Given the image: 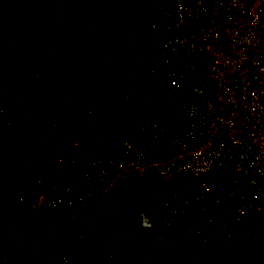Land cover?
<instances>
[{"label":"built area","instance_id":"2783aa9c","mask_svg":"<svg viewBox=\"0 0 264 264\" xmlns=\"http://www.w3.org/2000/svg\"><path fill=\"white\" fill-rule=\"evenodd\" d=\"M32 1L57 22V29L37 28L40 53L17 52L24 78L37 83L48 63L66 56L58 23L79 0ZM142 1L153 14L142 23L143 39L132 40L149 57L130 55L128 65L143 82L163 74L169 89L155 95L175 101L168 119L128 114L125 132L104 154L102 143L92 140L93 125L74 141L69 107L47 113L43 135H13L9 102L0 100V201L39 213L48 229L57 219L81 227L103 221L91 264H166L146 260L144 252L132 256L128 246L138 251L146 242L179 240L201 248L211 264H244L215 245L264 253V0ZM134 21L117 19V26ZM53 171L58 175L50 176ZM161 176L169 180L165 187L151 181ZM136 180V196L124 200L125 185ZM5 250L16 252L15 264H68L64 256L43 255L17 224L6 222L0 264Z\"/></svg>","mask_w":264,"mask_h":264},{"label":"rangeland","instance_id":"374dc122","mask_svg":"<svg viewBox=\"0 0 264 264\" xmlns=\"http://www.w3.org/2000/svg\"><path fill=\"white\" fill-rule=\"evenodd\" d=\"M35 3L37 2L32 0H0L1 52L4 56H8L13 64H15L14 58L16 54L9 49L8 45L12 43L10 41V36L13 34V30L19 25V23L24 24L25 21L28 20V22H31L36 28L41 25H43L44 28H47L54 24V27L57 29V22L54 23L53 19L41 12L36 14L34 11L35 9L32 8ZM149 12L148 6H146L142 0H89L81 5L78 4L69 14L63 15L58 23V28L65 36V41L61 46L65 42H68V39H72L73 44V39L81 40L84 43H92L94 41L101 43L104 39H108L107 36H109L111 37V41L115 40L117 37L113 34L121 31L117 26V19L126 20L132 17L137 19L141 18L143 19L142 21H144L149 16ZM7 16L12 18L8 20ZM64 16H66V19H64ZM30 38L34 42V36L32 33ZM126 39L127 38L125 37L121 38V40ZM12 45L15 47L14 43H12ZM63 68H61L57 77H52L51 79L43 78L45 82L42 80L39 83L40 92L36 93V96H31L33 93L27 94L31 96L30 100L32 101L30 105L32 106L29 111L30 113H24L22 111L12 113V126L17 123L21 127L26 126L27 128H30L31 132L29 133H36L34 121L39 115H45L52 110L66 108L68 106L71 107L72 104L75 113L78 112L79 106L77 103H82V100L87 95V93H85L87 91L84 90V87L82 86L84 74L78 69L70 71L66 66ZM162 75L163 74L159 76V86H164V88L168 90L169 87L166 83L167 81ZM175 98L176 102L181 100V93H178ZM90 99L91 101L89 99L88 101L85 100L86 105H84L82 113V118L84 120L87 119L88 112L92 113V104H96L99 107V111L105 117L111 119L122 114H142L145 117L147 116L151 118L157 116L151 104H132L130 107L122 109L121 107H118L124 100H120L114 96H99L98 98L96 96H91ZM20 100H22V97H20ZM37 102L38 105H36ZM174 105L175 101L172 102L171 107L166 111L164 117H168L169 110ZM85 131H87V129ZM76 140L77 138L74 137V141ZM151 181L163 187L169 184L167 176H161L158 179ZM130 197V195L125 194L124 200H129ZM2 205L3 202L0 201V220H3L4 218V216L1 215L3 210ZM10 205H12L13 208L17 206L14 202H11ZM27 216V214H23L17 218V227L27 240V243H30L33 247L42 252L43 255L57 257L64 255L68 264H88L87 259L92 261L96 250V246L93 244L96 243L94 239H98L100 234L96 227L91 228L88 225V228L91 229L87 230L84 226L81 227V224L78 225L58 220L53 228L48 229L43 226L41 220H36L37 226H35V221L30 220L34 218L32 214L29 218ZM3 223L5 222H2L1 224ZM77 228L80 229L78 230ZM76 230L81 234L79 240L74 238ZM180 247L184 249L158 251V255L154 260L157 262H165L163 256H167L169 262L179 261L183 263L184 261H188L189 254L186 252L188 250L187 246ZM185 248L187 249L185 250ZM7 251H10V258H7ZM254 254L264 260V253L255 251ZM207 257L209 258V256ZM6 258L7 260H5ZM9 260L11 261L8 262ZM16 261H19V259L15 251H4L2 264H15ZM193 261L200 264L198 257H194Z\"/></svg>","mask_w":264,"mask_h":264},{"label":"crops","instance_id":"0c3cea01","mask_svg":"<svg viewBox=\"0 0 264 264\" xmlns=\"http://www.w3.org/2000/svg\"><path fill=\"white\" fill-rule=\"evenodd\" d=\"M89 0H79L77 5H81ZM76 5V6H77ZM75 6V7H76ZM32 8H34L36 14H39L41 9V4L39 2L33 4ZM149 16L153 14L152 10L149 8ZM34 13V12H33ZM35 14V13H34ZM135 21L131 26H127L124 29H121L120 32H116L113 35H115L117 38L115 40L111 41V37L107 36L108 39H104V41H101L99 43L98 41H94L92 43H84L81 40H74L72 43V39H68V42H65L62 47H64L66 51V56L62 58H57L55 61L48 63V65L44 69V78L51 79L52 77H57L60 73L61 68L67 67L68 70H74L78 69L80 72L84 74V81L82 86L84 88L91 89V91H87V95L85 96L84 100L88 101V99L91 101V96H96L97 98L99 96L102 97H108V96H114L120 100H124L119 104L118 108L126 109L130 107L132 104H151L153 107L156 117H164L166 115V111L171 107L172 102L169 101L165 97H160L155 95V91L161 90L164 92H167L168 90L164 88V86H159V76L162 74L159 72L155 78H153L151 81L143 82V80L140 79V73L135 70V68L129 69L128 65V58L130 55H136L139 58H148L149 52L146 47H140L138 49H135V46L133 45L132 38H139L143 39L144 35L142 32V23L143 19L139 18H133ZM28 21V20H27ZM43 26V25H41ZM38 28V27H37ZM36 26L34 25L32 27V34L34 36V44L36 46V50L38 48H44L43 42L39 39L38 31ZM120 29V28H119ZM122 37L127 38L126 40H121ZM103 40V39H102ZM12 44V43H11ZM14 51L16 52L15 56V64L12 63L10 58L8 56H4L3 54H0V81L2 80L3 85L7 86V94H4L0 90V100H3L5 102H9V107L12 113H17L18 111H22L24 113H28L32 106L29 105L28 109L23 110H17L14 111L11 109L12 106H14L17 102L8 99L9 95L17 96L20 101V95L16 94V92L13 90L19 83L22 92L21 95L24 97L25 100L28 102L30 101L31 96H36L35 94L40 92V82L34 83L32 80H27L24 78V75L21 73V71L18 68V57L17 52L22 51L19 49H16L13 47ZM27 52V51H25ZM30 53V52H29ZM135 53V54H134ZM33 54V53H32ZM58 66V67H57ZM64 69V68H63ZM119 72L122 77L119 80H113L111 77L112 73ZM163 76V75H162ZM21 78V79H20ZM45 82V80L43 79ZM92 83V86L87 87L85 85V82ZM1 86V87H2ZM16 89V88H15ZM33 93V94H32ZM27 94H32L31 96ZM121 95V96H118ZM7 100V101H6ZM35 101V100H34ZM79 106L78 112L75 113L74 109L69 107L74 112V119L76 121V134L74 137L77 138L76 141H81L83 138H85V130L89 129L91 125L95 126V134L92 137V140L98 141L102 143V146L104 145V138L106 135V132L111 125V122L113 119L103 117L100 120H97L96 115L92 112H88L87 119L84 120L82 118L83 108L85 103H77ZM38 105V102L36 103ZM35 105V106H36ZM99 108V107H98ZM63 109V108H62ZM61 110V109H57ZM39 111V110H38ZM56 111V110H52ZM30 113V112H29ZM143 116L142 114H138ZM144 117V116H143ZM169 117V116H168ZM168 117H165L168 119ZM38 118V117H37ZM157 120H161L160 118H157ZM48 123V122H47ZM45 124L43 128V133L45 132V127L47 125ZM37 125V119L34 121V127ZM15 126H19V124L15 123ZM13 126L11 125V133H12ZM36 129V133L38 134V129ZM30 128H27V132H31ZM100 132V133H99ZM19 132H17L18 134ZM87 133V132H86ZM13 135L16 133H12ZM13 137V136H12ZM10 153H14V150L11 149ZM19 154V153H18ZM3 157L0 156V161H2ZM45 168L39 169L40 171L44 170ZM58 172L53 171L52 175L50 176H57ZM131 183H128L125 185L124 189V196L125 194L132 196L134 195L132 189H129V185ZM85 227V226H84ZM92 228V226H90ZM87 230H90L91 228L85 227ZM84 229V228H83ZM102 230H105L102 229ZM96 243V250L95 255L97 253V250L99 249L100 244V238L94 239ZM179 243H173L172 241H169V244L171 248L173 249H184L180 246H187L188 250L186 251L188 256V261L179 262L175 261L177 264H197L194 260V257H198L200 264H211V259L207 257V255L204 254V251L192 244H189L188 242H182L178 241ZM185 248V250L187 249ZM137 251V250H136ZM178 251V250H176ZM130 252V250H129ZM142 255L146 260H154V258L158 255L155 253H150L147 251H137V255ZM250 250H246V254L243 257V259L239 262H242L244 264H254L249 258L250 255H252ZM255 253V252H254ZM131 254V253H130ZM95 255L91 260L87 259L88 264H91L94 261ZM132 255V254H131ZM233 255V254H232ZM64 256V255H62ZM234 256V255H233ZM248 256V257H247ZM205 257V258H204ZM235 257V256H234ZM163 258L169 262V259L167 256H163ZM247 258V259H245ZM163 259V260H164ZM249 260V261H248ZM91 261V262H90ZM156 261V260H155ZM165 261V262H166ZM157 262V261H156ZM161 262V261H160ZM166 264H169L167 263ZM199 264V263H198Z\"/></svg>","mask_w":264,"mask_h":264},{"label":"trees","instance_id":"16d2710c","mask_svg":"<svg viewBox=\"0 0 264 264\" xmlns=\"http://www.w3.org/2000/svg\"><path fill=\"white\" fill-rule=\"evenodd\" d=\"M17 15V14H16ZM67 15V14H66ZM12 17L7 16V19L10 20ZM64 19H66V16H64ZM32 27L33 24L31 22L25 21V23H19V25L13 30V34H11L10 36V41L12 43H14V46L16 49L22 50V51H27L33 54H38L42 51V48H38L36 50V46L33 42V40L30 38V35L32 33ZM0 54H3L1 52V47H0ZM21 79V78H20ZM0 84L2 85L3 82L2 80L0 81ZM16 88V89H15ZM13 90L16 92V94H19L20 97H22L23 95H21L22 89L18 83V85L15 87ZM86 91H91V89H86L83 88ZM31 100L28 102L27 100L24 99V97H22V100H20L18 103H16L14 106L11 107L12 110L17 111V110H23V109H28L29 105H31ZM83 103H86V101L83 99L82 100ZM33 104V103H32ZM35 105V104H34ZM93 107L91 106V111L96 115L97 120H100L101 118L104 117V115L99 111V108L96 104H92ZM127 114H122L119 116H115L112 119L111 125L109 126L105 138H104V145H103V153L107 154L113 147L114 142L125 132V118H126ZM135 118L138 117V114H134L133 115ZM48 122V116L47 114L45 115H39L37 118V125L36 128L38 129V135H43V128L45 126V124ZM16 132H21L22 134H26L27 132V127L26 126H13L12 129V133H16ZM100 133V132H99ZM137 186H138V180L133 181L130 185H129V189H132L134 195L137 194ZM11 202H13L12 200L8 201V202H3L2 205V216H4L3 220H0V225L3 221L6 222L7 225H14L17 224V218L20 215L23 214H27L28 218L30 217V215H33V220L35 221L34 224L36 225V220H40V214L39 213H21L22 208L20 206H16L15 208L12 207ZM103 222V221H102ZM102 222H99L98 219L93 220L90 223V226L92 227H97L102 225ZM104 223V222H103ZM110 225H107L105 227V230H101V235L105 234L108 229H109ZM176 247V246H175ZM173 247V248H175ZM130 253L132 254V256H135L137 254V251L135 249H133V245H129L128 246ZM170 247V245H166L165 243H160V242H146L145 244L141 245L138 247L139 251H147L150 253H155L157 254L158 251L160 250H168V249H173ZM215 248L218 252H222V251H229L231 252L235 258L239 261H241L243 259V257L246 254V250H243L241 248L238 247V245L236 243H227V244H223V245H215ZM252 255L249 256V259L254 262V264H264V260L259 258L257 255L254 254V252H251ZM6 256V254H5ZM7 257H8V253H7ZM164 261H166L164 259Z\"/></svg>","mask_w":264,"mask_h":264},{"label":"clouds","instance_id":"9594fccd","mask_svg":"<svg viewBox=\"0 0 264 264\" xmlns=\"http://www.w3.org/2000/svg\"><path fill=\"white\" fill-rule=\"evenodd\" d=\"M9 49H10V48H9ZM10 50L13 51V52L16 54V52L14 51V49H10ZM17 61H18V60H17ZM18 102H19V101H18ZM18 102H17V103H18ZM127 115H128V114H127ZM57 220H59V219H57Z\"/></svg>","mask_w":264,"mask_h":264}]
</instances>
